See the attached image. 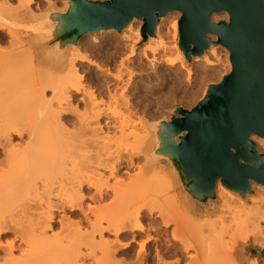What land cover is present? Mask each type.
Here are the masks:
<instances>
[{"label": "bare ground", "instance_id": "bare-ground-1", "mask_svg": "<svg viewBox=\"0 0 264 264\" xmlns=\"http://www.w3.org/2000/svg\"><path fill=\"white\" fill-rule=\"evenodd\" d=\"M35 1L0 0V44L5 35L10 40L9 48H0V105L9 106L6 114L4 105L0 110V207L22 206L19 214H0V264H183L185 259L186 264H242L235 253L240 243L264 252V186H253L257 195L241 199L218 183L219 205L198 215L167 195L171 184L165 175L155 171L146 178L139 161L135 174L124 170L128 177L120 175L121 167L134 165L132 158L156 139L155 123L147 125L148 131L142 125L141 132L137 129L145 115L137 112L164 108L179 97L191 101L199 85L220 81V56L230 62L228 51L212 46L186 66L177 45L180 13L173 11L159 19L156 38L137 48L142 21L133 19L109 44L103 45L101 34L89 37L91 45L87 34L65 58L55 50L34 55L23 43L17 45L15 33L31 30L44 41V14L64 13L51 7L39 15ZM210 18L214 23L228 19L226 13ZM168 30L172 45L160 38ZM169 50L177 54L178 71L164 62ZM93 58L118 71L111 73V66L104 69ZM21 60L24 66L36 60L38 66L24 74L30 66L19 71ZM187 85H193L190 93ZM132 89L135 95L129 94ZM11 108L30 111L31 117L8 114ZM250 139L264 150V138ZM150 198L162 208L148 205ZM178 204L185 209L183 217L170 214ZM195 227L196 233L185 236ZM248 264L264 261L253 258Z\"/></svg>", "mask_w": 264, "mask_h": 264}, {"label": "water", "instance_id": "water-1", "mask_svg": "<svg viewBox=\"0 0 264 264\" xmlns=\"http://www.w3.org/2000/svg\"><path fill=\"white\" fill-rule=\"evenodd\" d=\"M64 6V13L44 14L47 38L39 41L62 58L84 35L121 34L133 19L142 21L138 46L145 44L173 11L180 13L177 45L185 63L224 47L231 71L192 109L175 107L155 123L146 166L165 163L181 199L198 213L216 205L218 183L241 199L253 194V183L264 186V153L250 139L264 138V0H68ZM218 13L227 21H211ZM251 255L264 260L254 248Z\"/></svg>", "mask_w": 264, "mask_h": 264}, {"label": "rangeland", "instance_id": "rangeland-1", "mask_svg": "<svg viewBox=\"0 0 264 264\" xmlns=\"http://www.w3.org/2000/svg\"><path fill=\"white\" fill-rule=\"evenodd\" d=\"M39 1V2H38ZM40 1H42V2H40ZM49 1H51V0H49ZM68 0H52V2H49L48 3V1H43V0H36L35 2V5H34V8L36 9H34V11L36 12V13H38V14H40V13H43V12H46V11H49V10H51V9H53V10H56V8L58 9H65V6H64V3L65 2H67ZM89 1H105V0H89ZM45 2V3H44ZM56 2V3H55ZM47 3V4H46ZM38 4V5H37ZM39 4H41V5H39ZM44 4V5H43ZM55 5V6H54ZM36 6V7H35ZM39 6H41V7H39ZM42 6H43V8L44 7H46V8H42ZM38 7V8H37ZM52 7V8H51ZM56 7V8H55ZM61 7V8H60ZM40 8H42L41 10H40ZM51 8V9H50ZM142 27V26H141ZM126 29V28H125ZM124 29V30H125ZM141 29V28H140ZM123 30V31H124ZM165 31V30H164ZM2 32V31H1ZM22 32H24V33H22ZM26 32V33H25ZM32 31L30 30H26V29H24V31H23V29L21 30V33H20V35H19V33H15V35L17 36V41L19 40L20 41V43H19V41H18V43H17V45H19L20 44V46H21V43H23L22 45V47H23V49H24V47L26 48V47H29V48H31V50H32V52L34 53V55H37V54H43V53H46L45 51H46V49H47V46L46 45H41L36 39H35V34H33V32L31 33ZM163 34L161 35V40L165 43V44H169V45H172L171 43H168V42H170L171 41V36H172V32L170 31V30H168L167 31V34H165L164 32H162ZM26 34V35H25ZM102 34V36H99V37H103L102 38V40H105V41H103V45L105 44V43H111L110 41H111V39L113 40V38L114 39H116L115 38V36H117V38H118V36H119V34L117 33V32H115V31H107V33L105 32V33H97V34H95V35H93V34H90V35H88L87 37L89 38H93V37H96V36H98V35H101ZM34 35V36H33ZM15 36V37H16ZM86 36V35H85ZM27 37V38H26ZM26 38V39H25ZM90 38L89 39H86V42L87 43H90L91 45H92V42L90 41ZM211 39V38H210ZM9 38H8V36H6L5 35V39H4V43L2 44H0V48H1V45H2V47H7L8 46V48H9ZM6 41V42H5ZM16 41V42H17ZM15 42V43H16ZM34 42V43H33ZM89 44V45H90ZM139 44V43H138ZM6 45V46H5ZM16 45V46H17ZM20 46H18L19 48H22V47H20ZM31 46H33V47H31ZM41 46V47H40ZM97 46V45H96ZM137 46L138 45H136L135 46V48H137ZM218 46H220V45H218ZM40 47V48H39ZM43 47V48H42ZM5 48H3V49H5ZM45 49V50H44ZM7 50V49H6ZM37 50V51H36ZM40 51V52H39ZM41 52H43V53H41ZM68 52V51H67ZM66 55H67V53H66ZM66 55H65V57H66ZM222 55V54H221ZM221 58H220V68H221V75H220V78L222 79L225 75H227L228 73H229V71H228V68L230 67V62H227V63H225L224 61V56L222 55V56H220ZM27 58L29 59V57H26L25 56V58H23L22 60L24 61V60H26L25 62H27ZM6 59H8V57L6 58ZM95 59V60H94ZM98 59V60H97ZM163 59H164V62H165V64H167L168 66H171L172 68H175V71H178V70H176V68L178 67V64H179V60L177 59V54H176V52L174 51V50H169V51H167L166 53H163ZM21 60V62H23ZM93 61H97V63L98 64H102V62H103V60H102V58L100 59V58H93L92 59ZM193 61V60H192ZM192 61L190 62V63H185L186 64V66H189V65H192ZM28 63H30V60H29V62ZM162 63H163V61H162ZM23 64V66H21V69H19V71H23L25 68H26V66H30L28 69H25L24 71H26V73L24 72V74H28V73H30L31 72V70L33 69V67L34 66H38L37 64H36V60H35V62H34V64L33 63H31V64H27L26 66H24V62L22 63ZM22 64H20L19 63V65H22ZM114 64V63H113ZM164 64V63H163ZM33 67H32V66ZM103 66H105V68L104 69H106L107 67V69H109L110 68V66H111V63H110V66L106 63H104L103 62V64H102ZM107 65V66H106ZM115 65V64H114ZM113 66V65H112ZM111 66V67H112ZM85 67H86V64H85ZM31 69V70H30ZM113 67L111 68V69H109V70H111V73H116V71H118V70H116V69H113ZM28 70V71H27ZM114 70H115V72H114ZM87 73L88 74H90L91 76H93L94 75V73L95 74H97L96 76L97 77H99L98 76V72L93 68L92 70H90V68H87ZM20 72V73H21ZM23 73V72H22ZM179 73H180V71H179ZM181 73H184V72H182L181 71ZM144 74V73H143ZM83 75H85L86 77H87V74H83ZM184 76H185V74H183ZM186 78V77H185ZM184 78V80H186ZM221 79H220V81H221ZM137 80V82L139 81V79L137 78L136 79ZM183 79H182V81H184ZM219 80H211V81H207V82H205V84L203 83V84H201V86L199 85L198 87L199 88H197V91H196V96H195V98H194V101H192V99H191V101L189 100H185V99H182L181 97H179V98H181V100L179 99V101H178V99L177 100H173V101H171V102H169V103H167L165 106H164V108L163 107H160V109H155V110H149L148 108H141L140 110H141V112H140V110L137 112V114L139 115L140 114V116H138V117H142L144 114V116H143V118H141L142 119V122H141V124H140V126L137 128L138 130H140L139 128H143L144 127V129H146L147 131L149 130V129H147L148 127H147V125L148 124H154V123H156V122H158L159 120H162V119H166V120H168L169 119V117H170V113H171V111L173 110V108H175V107H181V108H183V109H186V110H190V109H192L194 106H196L204 97H205V95H206V93H207V89H208V87L210 86V85H215V84H217V83H219L220 82ZM154 83V82H153ZM151 84V86H154V84H156L157 85V82L156 83H154V84ZM184 83H186V81L184 82ZM193 84V79L192 80H190L189 81V84ZM194 85V84H193ZM193 85H190V87H189V85H187L188 87V92L190 93L191 92V87L193 86ZM132 88H133V86H132ZM24 91H27V90H23V92ZM187 92V91H186ZM47 94H48V92H47ZM129 94H133V95H135L136 94V92L132 89V91L130 90V92H129ZM180 96V95H179ZM19 102H21V101H19ZM173 102V103H172ZM170 103H171V105H170ZM175 103V104H174ZM3 105L4 104H1L0 105V110H1V108L3 107ZM2 106V107H1ZM7 107H9L8 105H6ZM5 105H4V108L2 109V113L4 114V109L6 110L7 109V107H6ZM15 108V107H14ZM12 109V108H11ZM11 109H9L10 111H8V114H9V112H11V114L12 113H14L15 115H17L18 114V117H20L21 116V114H19L20 112H23V111H25V110H23V111H20V109H18L17 111H15V110H11ZM163 109V110H162ZM144 110V111H143ZM157 110V111H156ZM159 110H161V111H159ZM14 111V112H13ZM148 111V112H147ZM158 111L160 112V113H158ZM1 112V111H0ZM16 112V113H15ZM155 112V113H154ZM7 113V110H6V112H5V114ZM24 114H22L23 116L24 115H28L29 117H31V115H29V113H30V111L26 114V112H23ZM32 113V112H31ZM151 113H152V115H151ZM33 114V113H32ZM143 114V115H142ZM158 114V115H157ZM13 115V114H12ZM20 115V116H19ZM147 115V116H146ZM27 116H25V117H23V118H26ZM136 117V115H134V118ZM156 119H155V118ZM20 118H22V116L20 117ZM153 118V119H152ZM133 120H135L136 121V119H133ZM148 122V123H147ZM145 123V124H144ZM143 127H142V126ZM147 127V128H146ZM46 129V128H45ZM44 129V130H45ZM46 130H50V129H46ZM49 132H52V133H54V131L52 130H50ZM140 132H141V130H140ZM139 131H138V133L139 134H141ZM52 133H50V134H52ZM142 135V134H141ZM151 140H148L147 141V144H146V146H145V148L140 152L141 154H136L135 155V157L136 158H132V162H133V164L134 165H132L131 167H128V168H126V166L125 167H121V171H120V175H121V177L123 176V178H126V177H128V175L130 174V173H132L133 171L134 172H137V168H138V166L139 167H141V170H143V171H145V177L146 178H148L152 173H160V174H162V175H165V181L169 184H171V186H170V188L167 190V195L170 197V195H172L173 197L175 196V197H177V199H178V201H180L179 203H181V205H183V206H185L190 212H193V213H196V214H200V215H202V214H205L206 212H209L211 209H213V208H216L218 205H219V201H218V198H217V203H216V205L214 204V203H209V208L207 209V210H205V211H203L202 213H198V212H195V211H192L191 209H189V207L183 202V200L181 199V196H180V192H179V188L177 187V184H176V181H175V178H174V176L171 174V172H170V170H169V168H168V166L165 164V163H163V162H160V163H157V164H155L154 165V168L153 169H147V167H146V156H147V154H149L150 153V151L152 150V142H150ZM252 141V140H251ZM254 142V141H253ZM255 143V142H254ZM256 144V143H255ZM150 147V148H149ZM259 148V147H258ZM122 149V148H121ZM128 149V148H127ZM150 149V150H149ZM260 149V148H259ZM122 150H124V151H122V152H124L125 154L127 153V154H129L130 152L129 151H127V150H125V148H123ZM148 150V151H147ZM261 150V149H260ZM121 151V150H120ZM132 151V150H131ZM263 153H264V150H261ZM129 152V153H128ZM148 152V153H147ZM144 153V154H143ZM146 153V154H145ZM120 154H122V156L124 155L125 156V154H123V153H120ZM126 154V155H127ZM139 156V157H138ZM141 156V157H140ZM143 157V158H142ZM140 158H141V160H144L143 162H141L140 161ZM139 159V160H138ZM134 160V161H133ZM137 160V162L139 161V162H141V163H139L138 162V164H137V162H135ZM136 165H138L137 166V168L135 167ZM134 168H136L135 170H134ZM124 170H127V171H129V174L127 175L126 173H124L125 171ZM132 170V171H131ZM152 171V172H151ZM156 171V172H155ZM121 172H123V173H121ZM132 173V174H130V175H133V174H135V173ZM156 173V174H157ZM170 173V174H169ZM123 174V175H122ZM126 174V176H124ZM119 175V176H120ZM151 176H153V174L151 175ZM221 186V185H220ZM253 186H258L257 184H255V183H253ZM256 196L257 194L254 192V190H253V194L251 195V196H248V197H252V196ZM171 196V197H172ZM170 197V198H171ZM216 197H217V195H216ZM153 199V198H152ZM151 200V198L148 200V201H150ZM156 201V203H155V201ZM154 200H151L149 203H148V205L149 204H152V206L151 207H153V208H155L156 209V207L158 206V208L159 207H161L162 208V206H159L160 205V203L161 204H163L162 202H157V198H154ZM154 202V203H151V202ZM88 202V201H87ZM157 204V205H156ZM8 204H6V205H3L4 207H6ZM3 206H1V207H3ZM1 207H0V209H1ZM18 207V208H17ZM21 208H19V205L18 206H16L15 207V205L12 207H6V208H3L2 210H1V212H0V214L2 215H4V216H8V215H16V214H19V210L20 209H22V206H20ZM157 208V209H158ZM22 210H20V212H21ZM170 214L172 215V216H174V217H183L184 215H185V209H184V207H182V206H180L179 204L177 205V206H174V207H172V208H170ZM17 212V213H16ZM2 215V216H3ZM157 220V222H159L158 224H160V220L159 219H156ZM157 227H161L160 225L159 226H157ZM156 227V228H157ZM171 229H172V226H170V227H167V230H169V231H171ZM197 232V228L195 227V229L193 228V229H190L188 232H185V236H189V235H191V234H194V233H196ZM9 238H11V236H9ZM3 240H10V239H8V237H5V239H3ZM3 240H2V242H3ZM249 243V244H248ZM248 244V245H247ZM236 251H235V253H236V255H237V258L240 260V262L242 263V264H248V261H250V260H252L253 258H258L261 262L262 261H264L263 259H261L260 257H257V256H253V255H251V256H246V255H248V253L251 251V249H253V247H252V245H251V243L250 242H247V243H245V245L244 244H242V243H240L239 245H238V247H236ZM242 250V251H241ZM191 254V253H190ZM247 257V258H246ZM188 262V259H185V261L183 262V264H186Z\"/></svg>", "mask_w": 264, "mask_h": 264}, {"label": "crops", "instance_id": "crops-1", "mask_svg": "<svg viewBox=\"0 0 264 264\" xmlns=\"http://www.w3.org/2000/svg\"><path fill=\"white\" fill-rule=\"evenodd\" d=\"M196 214V213H195ZM198 215H200V214H198Z\"/></svg>", "mask_w": 264, "mask_h": 264}]
</instances>
